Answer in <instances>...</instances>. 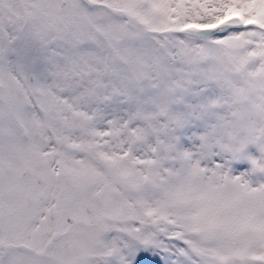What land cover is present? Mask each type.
I'll return each mask as SVG.
<instances>
[{"label": "snow or ice", "instance_id": "obj_1", "mask_svg": "<svg viewBox=\"0 0 264 264\" xmlns=\"http://www.w3.org/2000/svg\"><path fill=\"white\" fill-rule=\"evenodd\" d=\"M0 264H264V0H0Z\"/></svg>", "mask_w": 264, "mask_h": 264}]
</instances>
